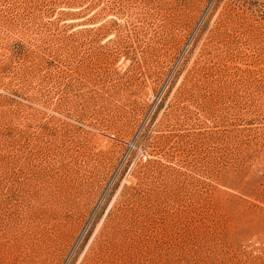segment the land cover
Masks as SVG:
<instances>
[{"label":"rangeland","instance_id":"rangeland-1","mask_svg":"<svg viewBox=\"0 0 264 264\" xmlns=\"http://www.w3.org/2000/svg\"><path fill=\"white\" fill-rule=\"evenodd\" d=\"M0 264H264V0H0Z\"/></svg>","mask_w":264,"mask_h":264}]
</instances>
